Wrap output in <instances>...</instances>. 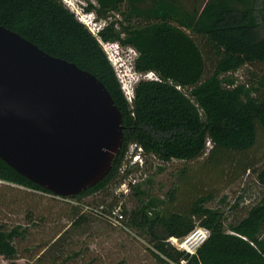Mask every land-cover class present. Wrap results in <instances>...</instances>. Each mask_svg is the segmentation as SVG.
<instances>
[{
    "label": "trees",
    "instance_id": "obj_1",
    "mask_svg": "<svg viewBox=\"0 0 264 264\" xmlns=\"http://www.w3.org/2000/svg\"><path fill=\"white\" fill-rule=\"evenodd\" d=\"M80 1L86 3L84 12L104 23L96 34L63 0H0V25L94 75L121 113L122 142L110 171L72 198L100 194L118 183L131 144L161 162H189L205 155L201 170L209 178L224 176L227 183L255 168L252 161L239 156L256 145L259 134L264 137V81L254 87L237 84L230 75L245 65L264 64V0H259V7L257 0H243L247 6L243 11L227 1L208 0L197 15L173 0ZM124 5L127 9H122ZM101 42L133 48L137 53L134 70L154 74L155 78L136 83L131 102ZM208 64L212 71L205 76ZM187 173L183 168L181 176L188 183ZM256 177L264 186V164ZM0 180L53 195L1 159ZM216 186L215 182L205 189L193 185L187 202L164 211L156 210L159 199L144 201V191L134 187L138 204L130 211L129 225L146 233L158 264H264V197L227 232L222 213L206 207L218 193ZM179 190L169 192L170 202ZM118 199L113 195L111 203L100 205L108 211ZM196 226L207 228L210 236L195 255L166 242ZM24 234L19 226L6 230L0 225V255L14 258L13 242Z\"/></svg>",
    "mask_w": 264,
    "mask_h": 264
},
{
    "label": "rangeland",
    "instance_id": "obj_2",
    "mask_svg": "<svg viewBox=\"0 0 264 264\" xmlns=\"http://www.w3.org/2000/svg\"><path fill=\"white\" fill-rule=\"evenodd\" d=\"M153 2L155 0H147ZM190 14H198L208 0H173ZM237 11L247 8L243 0H223ZM254 1V0H253ZM262 1V0H261ZM64 5L74 13L92 34L104 25L102 21L94 23V14L84 12L86 3L80 0H63ZM259 0L256 5L259 7ZM122 9H127L124 5ZM119 19L118 16H115ZM264 25V21H262ZM264 36V31H263ZM111 65L119 75V83L134 93V81L153 79L151 74H139L131 71L137 55L131 47H120L124 66L116 63V48L111 43L101 42ZM112 66V67H113ZM207 65L205 76L211 73ZM237 84L258 87L264 81V64L245 65L231 73ZM117 77V78H118ZM122 81V82H120ZM122 88V87H121ZM263 91V87H259ZM205 155L189 162L171 160L161 162L151 155H145L144 164L129 165L127 175L134 181L121 205L127 211L122 226L113 225L108 220L92 211L105 201L111 203L114 184L107 186L100 194L82 198H63L0 180V225L6 230L19 226L25 230L24 237L14 240L17 253L14 258L6 259L0 255V264H158L150 251L152 244L145 232L129 225L130 211L137 207L138 200L134 195V187L144 191L141 199H159L156 210H171L181 202L188 200L193 185L205 189L208 183L215 182L218 193L206 204V207L218 210L223 215L227 232L243 218L248 211L264 197V186L257 181L256 174L264 164V137L259 134L256 145L239 158L252 161L255 168L247 171L231 183L222 176L207 177L201 170ZM190 177L188 183L181 176L183 168ZM120 175L122 173L120 172ZM216 180V181H215ZM211 185V184H210ZM180 187L174 202L169 201V192ZM162 201V202H160ZM113 203V202H112ZM120 200L118 199V203ZM115 204V203H114Z\"/></svg>",
    "mask_w": 264,
    "mask_h": 264
},
{
    "label": "water",
    "instance_id": "obj_3",
    "mask_svg": "<svg viewBox=\"0 0 264 264\" xmlns=\"http://www.w3.org/2000/svg\"><path fill=\"white\" fill-rule=\"evenodd\" d=\"M122 142L103 83L0 25V159L57 197L102 181Z\"/></svg>",
    "mask_w": 264,
    "mask_h": 264
},
{
    "label": "built area",
    "instance_id": "obj_4",
    "mask_svg": "<svg viewBox=\"0 0 264 264\" xmlns=\"http://www.w3.org/2000/svg\"><path fill=\"white\" fill-rule=\"evenodd\" d=\"M113 66V64H112ZM114 72L116 74V77L119 75L117 74V70H115L113 66ZM151 74L154 78L153 73H146ZM119 81V77L117 78ZM122 82V81H120ZM124 84V83H123ZM123 84L121 83V89L128 100V102H131L133 99V94L129 91V88L126 86V88H123ZM144 155L142 148L137 144H131L128 150V153L125 157V160L122 163V166L120 168V172L122 173L121 179L118 183H116L111 190L113 195L118 197L120 200V203L112 207L111 209H108V211L104 209L103 205H100L96 207L95 209L91 208L92 211L97 212L100 216L108 220L113 225H119L122 226L125 221V212L121 205L122 198L126 195L128 190L131 186L134 184V180L131 179L127 175L128 167L129 165H140L142 166L144 164L143 161ZM210 236V231L202 226H196L194 229H192L189 233H187L185 236L181 238L177 237H169L166 239V242L176 248L179 251L185 252L188 255H195L197 250L206 242V240Z\"/></svg>",
    "mask_w": 264,
    "mask_h": 264
},
{
    "label": "clouds",
    "instance_id": "obj_5",
    "mask_svg": "<svg viewBox=\"0 0 264 264\" xmlns=\"http://www.w3.org/2000/svg\"><path fill=\"white\" fill-rule=\"evenodd\" d=\"M93 21H94V23H96V22H97L96 18H93ZM111 44H113L116 48H118L117 51L115 52V55H114V58L117 59V60H116V63H119V64H121V66H124L125 63H123V61H122V56H121V54L119 53V50L121 51L120 47L122 48V46H120L118 43H111ZM131 71L134 72V73L136 72V71L134 70L133 67L131 68ZM136 73H137V72H136ZM136 83H137V82L134 81L133 84H136Z\"/></svg>",
    "mask_w": 264,
    "mask_h": 264
}]
</instances>
